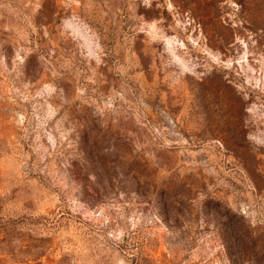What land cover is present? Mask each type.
I'll list each match as a JSON object with an SVG mask.
<instances>
[{"label": "rangeland", "instance_id": "rangeland-1", "mask_svg": "<svg viewBox=\"0 0 264 264\" xmlns=\"http://www.w3.org/2000/svg\"><path fill=\"white\" fill-rule=\"evenodd\" d=\"M0 264H264V0H0Z\"/></svg>", "mask_w": 264, "mask_h": 264}, {"label": "trees", "instance_id": "trees-1", "mask_svg": "<svg viewBox=\"0 0 264 264\" xmlns=\"http://www.w3.org/2000/svg\"><path fill=\"white\" fill-rule=\"evenodd\" d=\"M85 132H87V131H85ZM87 134V133H86Z\"/></svg>", "mask_w": 264, "mask_h": 264}]
</instances>
